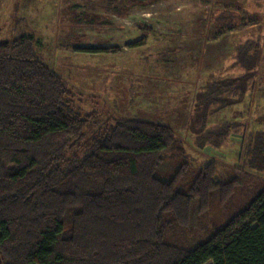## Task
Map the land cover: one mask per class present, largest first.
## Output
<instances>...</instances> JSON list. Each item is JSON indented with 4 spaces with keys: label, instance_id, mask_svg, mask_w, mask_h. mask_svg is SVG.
Wrapping results in <instances>:
<instances>
[{
    "label": "trees",
    "instance_id": "1",
    "mask_svg": "<svg viewBox=\"0 0 264 264\" xmlns=\"http://www.w3.org/2000/svg\"><path fill=\"white\" fill-rule=\"evenodd\" d=\"M120 2L106 0V9L121 14ZM257 37L237 49L243 72L203 92L196 132L215 102H239L257 87L264 73ZM73 100L32 36L0 40V264H264V186L194 247L168 240L169 230L189 233L192 210L206 212L215 190L229 201L239 181H217L213 162L180 189L188 163L170 180L156 175L167 156L185 155L171 126L112 115L85 141L100 113L82 115ZM211 133L200 135L203 142ZM248 144V170L264 172V129Z\"/></svg>",
    "mask_w": 264,
    "mask_h": 264
},
{
    "label": "rangeland",
    "instance_id": "2",
    "mask_svg": "<svg viewBox=\"0 0 264 264\" xmlns=\"http://www.w3.org/2000/svg\"><path fill=\"white\" fill-rule=\"evenodd\" d=\"M120 3L123 13L117 14L106 9V0H0V40L32 36L45 62L74 92L75 108L82 115L100 113L86 127L85 141L112 115L164 123L184 141L185 155L167 156L158 177L170 180L188 163L179 185L187 189L200 169L214 162L217 181H239L229 201L221 202L215 190L206 212L192 210L189 233L167 232L168 240L194 247L264 186V172L246 165L252 134L264 129V73L244 100L227 106L215 102L205 129L196 132L194 126L196 114L205 115L207 86L243 72L235 65L237 49L261 33L264 52V0ZM227 21L230 26L222 24ZM227 124L232 128L219 133ZM208 131L217 134L203 142L200 135Z\"/></svg>",
    "mask_w": 264,
    "mask_h": 264
}]
</instances>
